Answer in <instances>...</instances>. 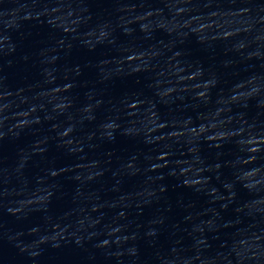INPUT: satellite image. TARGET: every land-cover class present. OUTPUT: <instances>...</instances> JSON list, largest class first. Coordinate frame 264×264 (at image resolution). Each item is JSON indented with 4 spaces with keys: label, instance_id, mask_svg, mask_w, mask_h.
<instances>
[{
    "label": "water",
    "instance_id": "1",
    "mask_svg": "<svg viewBox=\"0 0 264 264\" xmlns=\"http://www.w3.org/2000/svg\"><path fill=\"white\" fill-rule=\"evenodd\" d=\"M0 264H264V0H0Z\"/></svg>",
    "mask_w": 264,
    "mask_h": 264
}]
</instances>
